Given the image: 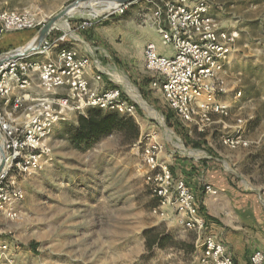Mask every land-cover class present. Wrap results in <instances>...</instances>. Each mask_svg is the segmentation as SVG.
<instances>
[{
  "label": "rangeland",
  "instance_id": "374dc122",
  "mask_svg": "<svg viewBox=\"0 0 264 264\" xmlns=\"http://www.w3.org/2000/svg\"><path fill=\"white\" fill-rule=\"evenodd\" d=\"M76 1L0 0V11L31 8L40 23L38 31ZM149 1L137 0L123 7V12L119 8L100 16L76 13L59 23L67 30H53L56 37L67 36L60 48L76 47L85 54L91 51L90 58L107 73L102 75L103 84L119 89L135 104L137 114L132 118L140 129V139L131 144L126 133H115L77 147L69 134L80 114L67 111L66 122L56 124L44 144L49 152L41 158L42 170L24 174L8 166L0 189L24 193L23 200L0 209V241H8L16 250L15 264H201L202 237L184 228L176 211L169 209L166 217L154 212L159 201L151 193L146 179L149 168L143 158L150 143L162 147L158 160L176 180L193 187L197 184L192 175L198 172L195 165L214 162L227 185L256 192L264 199V0H219L213 9L222 29L236 35L230 65L223 75L225 100L232 112L228 119L216 116L215 124L204 132L178 120L153 86L156 78L146 70L144 45L148 40L165 47L152 26L154 12ZM90 8L101 11L100 3ZM84 20L94 22L90 32L77 30ZM96 29L104 34L102 45L89 41ZM36 34L22 37L21 45L0 49L1 58L24 49ZM80 38L90 46L80 43ZM234 136L241 143L236 148L223 143L224 138ZM194 143L201 145L195 147ZM201 183L196 188L199 211L209 186ZM203 210L200 215L205 217ZM9 212L17 217H9ZM207 223V233L225 243L221 228ZM155 237L164 246L146 245Z\"/></svg>",
  "mask_w": 264,
  "mask_h": 264
},
{
  "label": "built area",
  "instance_id": "2783aa9c",
  "mask_svg": "<svg viewBox=\"0 0 264 264\" xmlns=\"http://www.w3.org/2000/svg\"><path fill=\"white\" fill-rule=\"evenodd\" d=\"M149 2L154 12L152 26L161 44L172 47L173 54L161 56L157 45L147 43L144 62L156 78L153 86L162 93L168 108L182 124L198 126L201 132L215 124L216 116L230 118L232 110L225 100L223 75L230 65L236 35L222 29L213 15L219 0ZM93 25V21L84 20L77 30L87 31ZM39 26L31 8L0 11V41L8 34L30 32ZM66 39V35L48 38L38 52L0 69V131L6 138L7 163L24 174L43 169L41 158L49 152L44 144L56 124L66 122L67 111L82 114L87 108H95L131 118L137 114L135 104L127 101L119 89L102 87L104 71L88 55L91 51L85 54L76 47L60 48ZM35 79L41 92L37 96L32 95ZM223 143L231 148L241 144L237 136L224 138ZM161 152L157 143L147 144L143 152L151 193L160 199L154 212L166 217L169 209L176 211L184 228L202 237L201 264H240L224 243L207 233L196 194L185 180L173 178L169 168L159 162ZM8 189H0L1 210L24 198L21 189ZM205 193L216 194L210 186H206ZM8 216L17 217L12 212ZM15 251L11 243L0 241V263L15 264ZM251 264H264L263 253H254Z\"/></svg>",
  "mask_w": 264,
  "mask_h": 264
},
{
  "label": "crops",
  "instance_id": "0c3cea01",
  "mask_svg": "<svg viewBox=\"0 0 264 264\" xmlns=\"http://www.w3.org/2000/svg\"><path fill=\"white\" fill-rule=\"evenodd\" d=\"M91 28L87 31L90 32ZM16 35L17 33L6 35L0 41V49L3 50L13 45H19L24 41L22 37H17ZM90 37L89 41L93 45H102L104 43V34L100 30H94ZM79 41L82 44L85 43V45L87 43L82 38ZM148 43L157 45L161 56H171L173 54V51L161 47L151 38ZM88 45L90 46V44ZM146 47L147 44L144 45V49ZM103 56L109 58L106 54ZM101 69L105 74L106 71L103 68ZM34 82L35 88L32 91V95L37 96L41 94L40 89H38L39 82L37 79ZM102 87L108 88L106 84H102ZM207 159L209 160L210 158L208 157ZM195 166H198V172H193L192 175H194V180L197 184H194L191 188L194 189L197 199H200V194H198L199 191L196 188H200L201 181L209 184L216 193L207 195L205 193L204 203L201 204L206 210L208 223L214 224L218 229L219 227L221 228L219 230L222 234L224 233L225 243L222 239L220 241L227 246L236 261L240 264H251V257L254 253L261 252L264 255V200L256 192L251 191L250 193L245 190H235L223 182L220 179L221 171H219L214 162Z\"/></svg>",
  "mask_w": 264,
  "mask_h": 264
},
{
  "label": "trees",
  "instance_id": "16d2710c",
  "mask_svg": "<svg viewBox=\"0 0 264 264\" xmlns=\"http://www.w3.org/2000/svg\"><path fill=\"white\" fill-rule=\"evenodd\" d=\"M37 30L30 32L17 33V37L30 36L37 33ZM56 34H51L49 38H55ZM115 133H126L129 143L136 142L140 139V129L138 128L135 120L127 119L122 117L117 112H104L101 109L88 108L84 114H80L77 126L71 130L69 134V140L72 144L80 147L82 145H90L95 142H99L104 137L115 134ZM201 145V144H200ZM194 143V146H200ZM160 202V199L156 197ZM200 211L204 212L203 207ZM204 217V216H203ZM207 223L206 216L204 217ZM162 239L157 237L153 240H147L146 245L149 248H153L155 244L160 247L164 246L161 243Z\"/></svg>",
  "mask_w": 264,
  "mask_h": 264
},
{
  "label": "water",
  "instance_id": "95a60500",
  "mask_svg": "<svg viewBox=\"0 0 264 264\" xmlns=\"http://www.w3.org/2000/svg\"><path fill=\"white\" fill-rule=\"evenodd\" d=\"M135 1H137V0H78V1L74 2L73 4L67 6L65 9H63L62 12L59 13V15L52 18L49 22L46 23V25H44L43 27H41L37 31V34L33 38L34 47L30 51V53L23 54L22 56L14 55L11 58H9L8 61L0 60V69L3 68L4 65L8 62H14V60H20V59L28 57L30 54L38 52L41 49L42 44L48 39V37L53 32V30L57 27V25L61 21H63V19L68 18V12L71 11L72 9L76 8V7H79V5L89 4V3H101V2L112 3V2H114L119 6V8H123V7H126L127 5H129ZM18 50L19 49H17L16 51H18ZM14 52L15 51H13L9 54H6L5 56H8ZM0 58H1V56H0ZM1 138H4V140L6 141L4 134L1 133V131H0V140H1ZM7 160H8V152L6 151L3 154L2 163L0 165V181L4 177L3 173H4L5 168H6L5 165L7 164Z\"/></svg>",
  "mask_w": 264,
  "mask_h": 264
},
{
  "label": "bare ground",
  "instance_id": "6f19581e",
  "mask_svg": "<svg viewBox=\"0 0 264 264\" xmlns=\"http://www.w3.org/2000/svg\"><path fill=\"white\" fill-rule=\"evenodd\" d=\"M92 4H95V3H89V4L79 5V7H76V8H74L71 11L68 12V17H71L72 15H75L76 13H82V12H89V13L96 14L97 16H100V15H103L105 13H110L113 10L114 11H117L118 8H119V6L116 3H114V2H112V3L101 2L100 3L101 11L100 10H96L95 11L94 8H93L94 10L90 8V6ZM97 6H99V5H97ZM96 15H93V16H96ZM57 27L58 28H62V30L63 29L64 30H67L65 24H63L61 26L59 24V25H57ZM33 47H34V41L31 40L30 43L24 49L23 48H20L19 49L20 51L18 53L15 54V52H16L15 51L14 53L10 54L9 56H4V57L0 58V60H2V61L3 60L8 61V59L11 58L14 55L22 56L23 54L30 53V51L32 50ZM21 49H23V50H21ZM6 145L7 144H6V141L4 140V138H1V140H0V165L2 163L3 154L6 151L8 152V150L6 149ZM5 166H6V168H5V171L3 173L4 176L6 174V171L8 170V166L11 167L8 163Z\"/></svg>",
  "mask_w": 264,
  "mask_h": 264
}]
</instances>
